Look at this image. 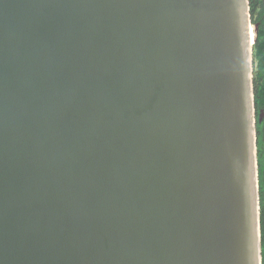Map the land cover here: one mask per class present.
Wrapping results in <instances>:
<instances>
[{"label": "water", "instance_id": "water-1", "mask_svg": "<svg viewBox=\"0 0 264 264\" xmlns=\"http://www.w3.org/2000/svg\"><path fill=\"white\" fill-rule=\"evenodd\" d=\"M256 37L248 0H0V264H261Z\"/></svg>", "mask_w": 264, "mask_h": 264}, {"label": "trees", "instance_id": "trees-1", "mask_svg": "<svg viewBox=\"0 0 264 264\" xmlns=\"http://www.w3.org/2000/svg\"><path fill=\"white\" fill-rule=\"evenodd\" d=\"M248 3L251 23L257 25V37L252 46V74L256 117L261 264H264V0H248Z\"/></svg>", "mask_w": 264, "mask_h": 264}, {"label": "bare ground", "instance_id": "bare-ground-1", "mask_svg": "<svg viewBox=\"0 0 264 264\" xmlns=\"http://www.w3.org/2000/svg\"><path fill=\"white\" fill-rule=\"evenodd\" d=\"M250 36H251V40H252L253 39L252 37L254 36L253 26L250 27Z\"/></svg>", "mask_w": 264, "mask_h": 264}]
</instances>
